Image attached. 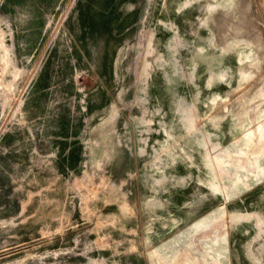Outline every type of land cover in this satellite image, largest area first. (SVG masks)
Segmentation results:
<instances>
[{"label":"rangeland","instance_id":"374dc122","mask_svg":"<svg viewBox=\"0 0 264 264\" xmlns=\"http://www.w3.org/2000/svg\"><path fill=\"white\" fill-rule=\"evenodd\" d=\"M0 264H264V0H0Z\"/></svg>","mask_w":264,"mask_h":264}]
</instances>
